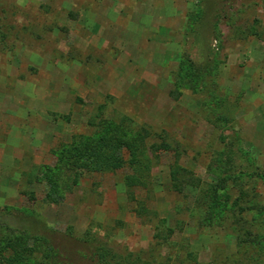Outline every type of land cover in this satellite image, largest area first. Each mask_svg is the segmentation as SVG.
<instances>
[{
	"label": "rangeland",
	"instance_id": "obj_1",
	"mask_svg": "<svg viewBox=\"0 0 264 264\" xmlns=\"http://www.w3.org/2000/svg\"><path fill=\"white\" fill-rule=\"evenodd\" d=\"M106 122L142 136L138 163L78 172L45 201L41 167ZM4 226L74 264L92 263L69 229L159 263L264 264V0H0V240ZM18 246L32 243L12 239L0 264Z\"/></svg>",
	"mask_w": 264,
	"mask_h": 264
},
{
	"label": "trees",
	"instance_id": "obj_2",
	"mask_svg": "<svg viewBox=\"0 0 264 264\" xmlns=\"http://www.w3.org/2000/svg\"><path fill=\"white\" fill-rule=\"evenodd\" d=\"M234 16L235 14L228 16L229 23L233 21ZM240 33L242 35L245 32L241 31ZM218 37L219 32L217 31V40ZM192 71L194 70L192 69ZM192 71L188 69V75H181L180 73V79H175L174 81V92L178 91L177 89H179L180 84L184 85L180 80H184L185 77L191 82ZM203 85L206 86V80H203ZM188 87L193 91L197 90V85L195 84L192 86L188 85ZM210 97L212 98V96ZM203 102L205 105L209 102V99L208 101L203 100ZM100 125V128L94 134L90 136H78L70 144L62 145L57 153V165L53 167H41L43 168V177L41 179L48 186L45 193V201L55 203L61 199L63 196L60 191H67L71 184H77L78 172L115 171L122 168L125 164L133 168L138 163V154L142 148V136L130 139L126 137L120 126L111 125L107 122L106 125ZM124 149L129 153V159L127 161L122 156ZM58 163L61 165H58ZM59 166L60 168H58ZM37 179L41 181V179ZM124 183L127 187H131L134 184L140 185L142 182L137 176L127 175L124 178ZM211 193H214L213 189L203 190L202 195L196 199L197 202L206 204V210L202 214L201 223L206 220V217H211ZM243 211L244 209L239 207L238 215ZM245 226L247 228L242 232H238L235 236L236 244L242 247L244 250L243 253L248 248H253L251 245L253 242L250 241L252 235V231L249 228L250 224H245ZM167 231L171 233V230ZM67 233L70 240L73 241V244L80 249L75 254V258L86 259L92 264H172L171 258H166L165 261L159 263L154 260L143 259L139 253L117 251L106 239L98 236L90 229H87L81 234L73 233L69 229ZM20 238L31 240L32 246L11 248L12 253L10 258L5 260L3 264H74L73 261L63 257L59 249L46 236H29L25 231H19L8 226H4L3 228L2 238L0 240V252L10 247L12 239L19 240ZM33 244L39 247L40 254L36 256H33V253L36 251V247ZM251 251L249 258L254 261L258 252L254 249ZM178 264H198V261L193 252H187Z\"/></svg>",
	"mask_w": 264,
	"mask_h": 264
},
{
	"label": "crops",
	"instance_id": "obj_3",
	"mask_svg": "<svg viewBox=\"0 0 264 264\" xmlns=\"http://www.w3.org/2000/svg\"><path fill=\"white\" fill-rule=\"evenodd\" d=\"M39 146V145H38Z\"/></svg>",
	"mask_w": 264,
	"mask_h": 264
}]
</instances>
